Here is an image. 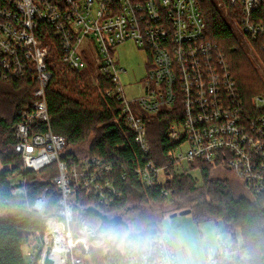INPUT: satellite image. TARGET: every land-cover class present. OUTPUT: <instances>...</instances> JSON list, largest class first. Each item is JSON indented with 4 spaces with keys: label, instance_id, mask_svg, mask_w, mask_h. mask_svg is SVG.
I'll return each instance as SVG.
<instances>
[{
    "label": "built area",
    "instance_id": "obj_1",
    "mask_svg": "<svg viewBox=\"0 0 264 264\" xmlns=\"http://www.w3.org/2000/svg\"><path fill=\"white\" fill-rule=\"evenodd\" d=\"M201 1L0 0V81L30 78L35 89L34 100L23 108L15 128V151L22 156L26 170L40 172L56 164L59 171L54 179L61 192L58 220L46 222L43 237L30 235L38 245L25 253L27 264H46L47 258L53 264H91L90 252L106 247L108 234L90 228L85 219H78L72 229L75 197L84 193L105 209L123 200V192L113 179V163L78 156L74 150L66 155V139L51 130L46 97L53 78L46 44L51 36L62 49L63 66L81 71L87 58L92 59L98 72L112 83L106 95L121 104L135 143L145 155L144 164L135 170L145 188L168 183L165 168L148 159L152 144L145 117L179 107L182 118L167 130L174 146L169 159L178 166L195 161L211 164L217 176L232 172L252 195H264V114L246 111L225 54L207 38ZM230 3L240 7L241 22L235 24L242 36L253 49L251 40L259 42L264 51V0ZM127 42L135 43L151 58L142 94L133 99L127 97L121 81L126 71L114 58L116 48ZM253 106L262 110L264 98L255 97ZM122 180H127V174ZM15 194H25L24 189H17ZM46 195L47 190L33 206L40 216L49 205ZM161 195L171 197L165 188H161ZM228 248L224 246L225 252ZM219 259L220 255L208 264H219ZM126 264L179 262L171 237L156 233L140 253L128 255Z\"/></svg>",
    "mask_w": 264,
    "mask_h": 264
},
{
    "label": "trees",
    "instance_id": "obj_2",
    "mask_svg": "<svg viewBox=\"0 0 264 264\" xmlns=\"http://www.w3.org/2000/svg\"><path fill=\"white\" fill-rule=\"evenodd\" d=\"M221 1V6L217 0L200 2L207 38L217 43L225 54L246 111L264 114V108L256 110L253 106L255 97L264 98V83L238 44L226 18L225 10H228L240 23V7L232 5L230 0ZM251 42L264 61L259 42ZM46 44H49L47 63L53 72L46 90L51 130L66 139V155H71L73 148L87 145L84 155L113 163V179L123 192V200L110 209L101 207L93 197L84 193L75 197V217L85 219L90 228L108 234L106 247L94 248L90 252V263L126 264L128 255L140 253L148 239L157 232L145 230L138 235L131 234L129 226L124 223L104 228L101 216L119 217L132 198L141 202L166 203L169 198L161 195V188H165L170 191L172 201L191 210L195 222L222 223L223 232L231 238L234 250L225 252L223 249L219 264H264V195H252L251 198L239 195L230 179L213 177L214 166L211 164L195 161L182 165L181 172H178V165L169 159L168 153L174 146L168 140L167 130L171 123L182 118L181 109L178 107L173 112L162 111L154 117H145L148 139L152 144L148 159L156 166L164 167L168 175L165 186L145 188L135 174L136 168L144 164L145 155L135 143V135L126 123L121 104L106 95L112 89V83L98 72L89 58L86 68L81 71L63 66L58 40L51 36ZM93 74L96 75V87L90 84ZM34 93L30 78L0 81V163L9 167L0 173V264H27L25 248L30 245V235L38 233L43 237L46 222L58 220L61 209V192L54 183L59 174L57 165L40 172L26 170L22 156L15 151V128L21 121L23 108L34 100ZM197 172L200 179L193 175ZM124 174H127L126 181L122 180ZM21 188L25 194L16 195L15 191ZM46 190L49 205L40 216L33 206Z\"/></svg>",
    "mask_w": 264,
    "mask_h": 264
},
{
    "label": "rangeland",
    "instance_id": "obj_3",
    "mask_svg": "<svg viewBox=\"0 0 264 264\" xmlns=\"http://www.w3.org/2000/svg\"><path fill=\"white\" fill-rule=\"evenodd\" d=\"M225 11L226 18L238 44L242 47L248 60L264 83V61L262 57L242 36L234 18H232V14L228 10ZM114 58L117 65L126 71V73L122 74L121 81L125 87L127 97L133 99L142 94V83L151 66L149 53L135 43L127 42L116 48ZM89 60L95 66L94 60ZM90 84L94 87L98 85L95 74L90 76ZM72 150L78 156H82L87 150V145L79 146ZM7 168L9 167L0 163V173ZM177 170L181 172L182 166H178ZM193 175L198 179L201 178L198 172L193 173ZM217 175V173H213V177H217ZM219 176L230 179L239 195L247 198L252 197L244 183L232 172L225 171ZM165 178L166 175L163 174L161 176L162 181ZM185 207V205L175 203L171 198L163 204L141 202L132 198L127 207L119 213V217L116 216L114 219H121V222L129 226L131 234L138 235L147 230L169 235L178 256L179 264H208L223 251L225 245L230 248L233 247L231 238L223 232L222 223H197L194 221L192 214L182 215L186 210ZM77 221L78 219L75 217L72 229L75 228ZM238 240L241 242L239 238ZM37 245L38 242L31 238L30 245L25 248V253L28 254L29 250L36 248Z\"/></svg>",
    "mask_w": 264,
    "mask_h": 264
},
{
    "label": "water",
    "instance_id": "obj_4",
    "mask_svg": "<svg viewBox=\"0 0 264 264\" xmlns=\"http://www.w3.org/2000/svg\"><path fill=\"white\" fill-rule=\"evenodd\" d=\"M90 213H95V215H99V213L95 212V211H91ZM188 214H191V210H189V209L185 210L182 213V215H188ZM101 217H102V221H103L102 227H104V228H107L108 226H111L113 224L119 225L122 223L121 219H109L106 216H101ZM87 263H88V261H87ZM46 264H53V261L50 258H47Z\"/></svg>",
    "mask_w": 264,
    "mask_h": 264
},
{
    "label": "crops",
    "instance_id": "obj_5",
    "mask_svg": "<svg viewBox=\"0 0 264 264\" xmlns=\"http://www.w3.org/2000/svg\"><path fill=\"white\" fill-rule=\"evenodd\" d=\"M208 223H210V222H208ZM228 249L231 250V251L234 250V244H233V247L232 248L229 247ZM177 258H178V256H177Z\"/></svg>",
    "mask_w": 264,
    "mask_h": 264
},
{
    "label": "flooded vegetation",
    "instance_id": "obj_6",
    "mask_svg": "<svg viewBox=\"0 0 264 264\" xmlns=\"http://www.w3.org/2000/svg\"><path fill=\"white\" fill-rule=\"evenodd\" d=\"M123 223V222H122Z\"/></svg>",
    "mask_w": 264,
    "mask_h": 264
}]
</instances>
